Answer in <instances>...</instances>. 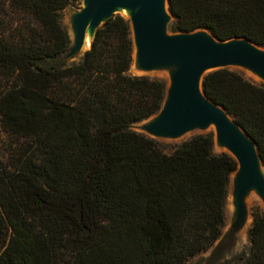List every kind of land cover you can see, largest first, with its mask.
I'll list each match as a JSON object with an SVG mask.
<instances>
[{"label": "trees", "instance_id": "1", "mask_svg": "<svg viewBox=\"0 0 264 264\" xmlns=\"http://www.w3.org/2000/svg\"><path fill=\"white\" fill-rule=\"evenodd\" d=\"M82 1L0 0V264H190L223 239L238 163L215 153L213 133L167 154L132 129L161 112L167 83L130 73L127 17L65 63L63 11ZM168 2L172 34L206 30L264 49V0ZM203 85L264 164V83L225 68ZM249 238L238 264H264L260 209Z\"/></svg>", "mask_w": 264, "mask_h": 264}, {"label": "water", "instance_id": "2", "mask_svg": "<svg viewBox=\"0 0 264 264\" xmlns=\"http://www.w3.org/2000/svg\"><path fill=\"white\" fill-rule=\"evenodd\" d=\"M116 15L131 22L136 70L146 75L169 72L163 109L149 119L146 133L176 139L214 127L215 144L238 163L231 181L239 222L245 223L246 200L252 191L259 194L264 207V164L255 141L207 97L203 82L213 71L234 67L264 81V49L246 39L223 42L206 30L172 34L174 17L168 0H83V8L73 17L69 56L91 50L98 30Z\"/></svg>", "mask_w": 264, "mask_h": 264}, {"label": "rangeland", "instance_id": "3", "mask_svg": "<svg viewBox=\"0 0 264 264\" xmlns=\"http://www.w3.org/2000/svg\"><path fill=\"white\" fill-rule=\"evenodd\" d=\"M82 8H83V1L75 6H70L63 11L62 23L67 28L70 35H72L73 32L72 31L73 17ZM85 53L86 51H82L78 55H73V56H69L68 54L63 59L67 65H72L81 62ZM233 69L241 72L248 80L256 84L264 83V81L260 77H256L255 75L249 73L244 69L236 68V67H234ZM162 72L167 73V77H168L169 74L168 71H162ZM130 73L133 75H146L136 70L134 63ZM147 76L151 78L163 80L167 83V86H169L168 78L161 76L159 73H153V75H147ZM148 122L149 119L141 123L134 124L132 126V129L139 133L147 134L145 130V125ZM213 132H214L213 129H209L208 132H203V131L190 132L187 135L176 139H171V138H160V139L155 138V139H157L161 143V147L165 153L173 154L184 142L191 140L195 136L206 135ZM222 150H223L222 148H220L215 144V153L221 154L227 152ZM233 177H235V174L233 175ZM246 204H247L248 216L245 223H240L241 221L238 218L234 193L232 189V181H231L227 202H226V222L223 228V239L220 242H218L215 247L211 248L208 252L203 253L198 257H196L195 259H193L190 262V264H238L241 258H244V256L250 252L251 241L249 238V230L254 221V212L257 209H260L262 212H264V207L262 206L261 203L250 206L248 205L247 200H246ZM216 251H218V253L215 255Z\"/></svg>", "mask_w": 264, "mask_h": 264}, {"label": "bare ground", "instance_id": "4", "mask_svg": "<svg viewBox=\"0 0 264 264\" xmlns=\"http://www.w3.org/2000/svg\"><path fill=\"white\" fill-rule=\"evenodd\" d=\"M123 13L126 15V12H123ZM156 73H159L163 77H167V73H164V72H156ZM212 129H214V127ZM223 150L227 151L226 149H223ZM247 203H248V205L252 206V205H257V204H260V203L262 204V200H261V197L259 196V194L256 191H252L250 193L249 197L247 198Z\"/></svg>", "mask_w": 264, "mask_h": 264}]
</instances>
